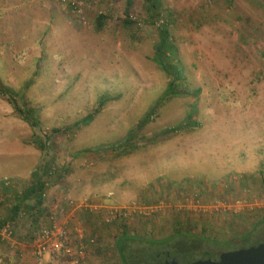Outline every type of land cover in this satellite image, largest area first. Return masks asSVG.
Returning a JSON list of instances; mask_svg holds the SVG:
<instances>
[{
	"label": "rangeland",
	"instance_id": "1",
	"mask_svg": "<svg viewBox=\"0 0 264 264\" xmlns=\"http://www.w3.org/2000/svg\"><path fill=\"white\" fill-rule=\"evenodd\" d=\"M73 1L0 0V264L50 217L84 264H123V230L189 233V264L264 239V0Z\"/></svg>",
	"mask_w": 264,
	"mask_h": 264
},
{
	"label": "trees",
	"instance_id": "2",
	"mask_svg": "<svg viewBox=\"0 0 264 264\" xmlns=\"http://www.w3.org/2000/svg\"><path fill=\"white\" fill-rule=\"evenodd\" d=\"M149 1L151 2L150 4L151 7H157V5L155 4L157 0H149ZM132 4H133V0H129V6H131ZM104 18L105 17L101 15L100 19L103 20ZM161 36H162V41H161L160 46H158L159 50L163 52L166 46L169 48H173V44L171 43L169 39L170 34H169L168 29L166 28L163 29ZM162 66H166V64L162 63ZM179 77L180 75L178 74L175 78H172L170 80L171 82H170L169 89H174V84L176 82V79L177 78L179 79ZM19 110L23 113L25 119L29 121L30 124L34 128L40 127V123L37 121V118L33 115L34 110H29L27 109L26 106H24V108H21L19 106ZM94 117H95V113H89L83 118V122L88 124L94 119ZM53 168L55 171H57L55 167ZM50 171H52V169ZM34 176L36 177V181L33 183L31 188L29 189L28 194L25 195V198L27 199L30 194H33L38 197V203L42 204L43 202L42 200L44 198L43 187L45 186V181L37 173H35ZM39 210H42V208H40ZM18 211H19V206L16 207V212ZM16 212L14 211L13 213H16ZM3 224L4 222L1 219L0 220V227H1L0 231H2ZM187 237H189V233H184V232L179 233L178 231L173 236L166 238L164 240H155V239L141 240V239L131 236L130 234H128L127 231L123 230V233L118 238L116 245H117V249L119 251L123 264H157L156 262L157 254L161 251H170V254L174 256L178 254L184 255L185 252L191 248V246L187 244V241H188V239H186ZM137 240L141 241V242H138V243H141V245L139 246L140 248H133L132 246L134 243H137L136 242ZM244 240L248 241L247 242L248 244H245L243 247L258 245L264 241V239L258 238V237L251 238L250 235L249 236L246 235ZM160 245H163L165 247L164 250H160L158 248V246ZM241 247L242 245L240 247L225 249V251L232 250V249H238ZM63 256L62 257L60 256L59 258L65 259L66 257L65 256L63 257ZM185 264H189V263H185Z\"/></svg>",
	"mask_w": 264,
	"mask_h": 264
},
{
	"label": "built area",
	"instance_id": "3",
	"mask_svg": "<svg viewBox=\"0 0 264 264\" xmlns=\"http://www.w3.org/2000/svg\"><path fill=\"white\" fill-rule=\"evenodd\" d=\"M90 4L91 1L87 2V0H76L73 1L72 5L74 8H76L77 11H81L84 7L89 6ZM52 171L55 172L54 168H52ZM108 195H111V193H109ZM70 202L73 203V200H71ZM86 204V201L82 203V205ZM106 213L108 215V219H113L117 216H125V212H122V209L119 210V208L115 210H108ZM3 229H5L4 232L6 233L12 232L9 223L6 224ZM69 237L70 234L67 226L62 225L59 221H56L55 218L50 217L49 223L41 228L35 239L34 254L37 258V264H46L44 260L46 258V255L58 256L61 254L69 257V264H84L83 258L74 256V250L70 244ZM79 248L80 250L78 251V253H82L86 246L84 244H81ZM83 254L84 253H82L81 255ZM83 257H85V255Z\"/></svg>",
	"mask_w": 264,
	"mask_h": 264
},
{
	"label": "water",
	"instance_id": "4",
	"mask_svg": "<svg viewBox=\"0 0 264 264\" xmlns=\"http://www.w3.org/2000/svg\"><path fill=\"white\" fill-rule=\"evenodd\" d=\"M191 264H264V241L223 252L217 260L198 259Z\"/></svg>",
	"mask_w": 264,
	"mask_h": 264
},
{
	"label": "flooded vegetation",
	"instance_id": "5",
	"mask_svg": "<svg viewBox=\"0 0 264 264\" xmlns=\"http://www.w3.org/2000/svg\"><path fill=\"white\" fill-rule=\"evenodd\" d=\"M226 251H228V250H226ZM223 252H225V251H222L218 254H211L207 258H203V259L217 260ZM181 256L183 259L185 258V256H183V255H181ZM156 262H157V264H185L184 262L182 263L179 259L177 260L176 256L171 255L170 251L159 252L157 254Z\"/></svg>",
	"mask_w": 264,
	"mask_h": 264
}]
</instances>
